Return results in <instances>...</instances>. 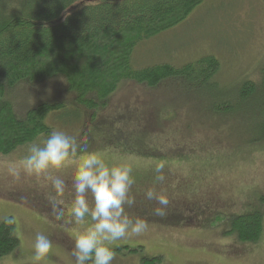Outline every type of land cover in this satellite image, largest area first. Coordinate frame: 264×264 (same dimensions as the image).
Wrapping results in <instances>:
<instances>
[{
  "label": "rangeland",
  "instance_id": "1",
  "mask_svg": "<svg viewBox=\"0 0 264 264\" xmlns=\"http://www.w3.org/2000/svg\"><path fill=\"white\" fill-rule=\"evenodd\" d=\"M208 55L220 63L219 89L176 79L156 87L125 80L95 115L84 106L78 112L75 93L60 75L25 81L9 92L20 119L40 103H65V109L51 111L46 125L76 137L110 164L133 169L130 195L136 203L126 211L149 227L139 237L112 245V264H141L154 257L162 258L158 264H264V228L257 242L241 241L230 232L234 216L260 212L264 219V141L251 143L256 116L249 101L235 97L237 85L258 78L264 67V0H206L184 22L144 41L133 63L182 65ZM42 136L48 135L33 142ZM30 143L0 153V224L12 218L20 240L0 264H76L75 238L91 221L77 224L67 213L72 182L86 154L59 170L28 176L23 159ZM161 162L166 180L157 185L154 168ZM11 170L20 172L18 180ZM48 177L65 181L63 197L56 196ZM153 187L165 190L170 200L163 218L152 214L157 205L145 198ZM54 197L65 210L63 220L52 215L49 200ZM39 233L53 246L36 262Z\"/></svg>",
  "mask_w": 264,
  "mask_h": 264
},
{
  "label": "trees",
  "instance_id": "2",
  "mask_svg": "<svg viewBox=\"0 0 264 264\" xmlns=\"http://www.w3.org/2000/svg\"><path fill=\"white\" fill-rule=\"evenodd\" d=\"M205 1L0 0V153L8 154L49 135L52 128L45 123L47 116L67 106L60 101L43 102L29 109L25 118H18L9 92L25 81L63 76L75 93L73 105L77 110L84 106L94 115L125 80L156 87L176 79L219 89L220 63L212 55L182 65L162 61L136 67L133 63L144 41L184 22ZM259 71L258 78L247 77L235 91L236 99L249 101L256 116L251 143L264 141V67ZM225 108L230 110L228 104ZM263 228L260 212L231 219L230 232L241 241L257 242ZM19 244L14 220L5 219L0 224V258ZM161 260L143 258L141 264Z\"/></svg>",
  "mask_w": 264,
  "mask_h": 264
},
{
  "label": "clouds",
  "instance_id": "3",
  "mask_svg": "<svg viewBox=\"0 0 264 264\" xmlns=\"http://www.w3.org/2000/svg\"><path fill=\"white\" fill-rule=\"evenodd\" d=\"M27 155L23 159V172L37 177L50 170H59L70 160L86 154L79 162L76 177L72 182L73 200L68 210L70 220L81 224L90 219V223L76 236L72 255L76 264H112L115 253L112 249L117 241L139 237L148 231V223L140 217H132L126 211L135 206V197L131 190L135 184L133 169L125 164H110L100 153L90 151L86 144H79L74 136L60 130L40 137L38 142L27 145ZM165 164L154 168V184L163 185ZM18 180L20 172L11 170ZM57 197H63L67 188L59 177H48ZM145 198L157 205L153 215L165 217L170 200L165 190L155 187L145 192ZM52 215L63 220L65 210L54 197L49 200ZM52 241L43 233L36 236L34 261L45 259L52 250Z\"/></svg>",
  "mask_w": 264,
  "mask_h": 264
}]
</instances>
